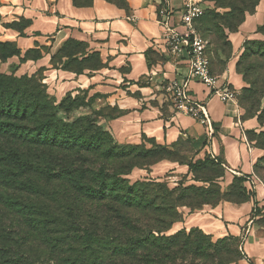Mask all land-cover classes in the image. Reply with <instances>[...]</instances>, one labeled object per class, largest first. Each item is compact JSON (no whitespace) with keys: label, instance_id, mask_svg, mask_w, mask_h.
<instances>
[{"label":"trees","instance_id":"trees-1","mask_svg":"<svg viewBox=\"0 0 264 264\" xmlns=\"http://www.w3.org/2000/svg\"><path fill=\"white\" fill-rule=\"evenodd\" d=\"M71 1L76 8H87L94 0ZM104 1L128 10L125 0ZM202 1L226 10L223 14L210 13L202 28L208 37L213 36L209 44L214 47L224 30L235 33L260 2ZM12 24L9 27L22 30L30 23L20 27ZM202 29L195 30L202 34ZM261 29L264 35V26ZM71 44L81 43L68 41L55 55L59 56L56 60L84 52L66 53ZM249 45L236 64L245 82L243 63L253 71L264 70V42ZM0 46L7 51L0 52L1 61L20 54L12 43ZM30 57L35 55L27 52L25 58ZM96 60L90 61V56L82 62L72 59L64 68L96 66ZM249 85L256 93L264 80L260 86L254 81ZM180 143L169 149L150 142L151 147H162L165 152H175ZM142 145H119L87 116L73 121L60 118L55 98L38 78L0 72V264H235L239 253L231 236L212 242L197 229L167 235L174 223L182 222L179 208L197 209L185 193L193 192L194 200H200L206 189L191 186L174 190L165 180L150 178L129 181L127 177L134 169L167 160L163 156L154 158L153 152ZM202 162L220 166L208 158ZM202 162L184 164L193 181L218 182L223 169L209 180L195 177L193 171ZM240 182L233 180L222 195L238 183L241 200H222L244 202Z\"/></svg>","mask_w":264,"mask_h":264},{"label":"crops","instance_id":"crops-1","mask_svg":"<svg viewBox=\"0 0 264 264\" xmlns=\"http://www.w3.org/2000/svg\"><path fill=\"white\" fill-rule=\"evenodd\" d=\"M125 1L127 11L104 0H94L87 8H76L71 0H0V43H12L20 52L19 56L0 60V72L35 76L56 100L66 93L82 95L88 103L86 113L113 110L117 116L101 117V123L118 144H141L147 139L172 149L188 140L194 151L192 162L208 158L222 167L223 174L217 180L221 193H227L233 180L240 179L246 196L242 203L220 200L210 207L207 212L220 219L208 225L207 234L240 238L245 258L253 264H264V238L251 230L245 233L243 228L250 224L254 203L264 206V184L254 173L261 151L246 140V122L241 120L237 105L220 101L202 84L189 83L190 95L209 113V134L190 117L176 115L168 101L166 83L183 78L186 58L171 52L161 22L168 17L170 27L182 33L184 0ZM201 6L204 8L203 3ZM19 18L30 24L22 30L9 27ZM261 26L264 0L253 15L245 17L238 32L228 35V41L235 50L237 42L258 36L256 29ZM68 41L83 44L84 52L53 62L52 57ZM27 52L35 57L25 58ZM91 54L97 57L96 66L82 65L79 71L64 68L66 62H82ZM228 63L227 70L214 77L218 85L239 86L234 60ZM166 164L162 172H175L174 164ZM160 166L151 172L152 176L158 174L152 177L156 181L163 174L158 173Z\"/></svg>","mask_w":264,"mask_h":264},{"label":"rangeland","instance_id":"rangeland-1","mask_svg":"<svg viewBox=\"0 0 264 264\" xmlns=\"http://www.w3.org/2000/svg\"><path fill=\"white\" fill-rule=\"evenodd\" d=\"M202 1V0H201ZM204 15L199 17L193 21V27L197 29L198 27L204 28V25L209 21V14L210 13H220L223 14L226 10L223 9H216L215 4L212 2L202 1ZM247 16V15H246ZM245 16V17H246ZM28 22L25 19L19 18L18 21L14 22L12 26L20 27L22 25H26ZM224 29V28H223ZM239 29V28H238ZM238 29L236 32H238ZM203 30V29H202ZM258 36H253L250 38H244L241 41L237 42V47H232L231 43L228 41V32L223 31L222 38L216 39L217 46H212L209 44V41L213 39V36L208 37L207 32L203 30L202 34L198 33L200 37L204 40L206 49L205 54L207 58H210V70L213 76H219L225 70H227L228 62L234 60V70L235 73L240 76L241 83L239 86H228L230 90L234 92V102L237 105L239 113L241 115V120L246 122L244 127L245 137L246 140L251 144L253 148H256L261 151V156L256 160V176L263 182L264 184V86L260 87L261 91L256 92L252 87L249 85L251 81H254L257 85L260 86L261 81L264 80L263 73L264 70H255L253 71L252 68L249 69L248 63H243L241 68L242 71L246 73L247 82L243 80V75L239 74L236 71V64L240 60V57L246 51V47H250L249 43L253 42H264V35H262L263 31L261 27H257L256 29ZM232 34V33H231ZM229 35V34H228ZM227 37V38H226ZM83 44H71L69 48L67 47L65 51L66 53H71L75 51H83L84 49ZM10 49V48H9ZM8 49V50H9ZM64 51V53H65ZM0 52H7L4 51L3 47L0 46ZM59 58V56H55L54 60ZM96 55H90V61L95 62ZM19 78V77H17ZM166 83V88H167ZM221 86L226 87V83L221 84ZM256 88V85H255ZM246 90L247 92H245ZM50 95V94H49ZM53 97L52 95H50ZM56 100V99H55ZM63 100V101H62ZM168 101L169 98H168ZM56 105L58 107V114L59 117L62 119H68L73 121L74 119L80 117H89L90 120L94 122L97 126H100L105 129L104 124L101 123V117L103 118H113L116 117V113L113 110H105L104 112H93V113H86V108L88 107V103L85 102V99L82 95H75L70 96L66 93L62 99L56 100ZM61 108V109H60ZM106 130V129H105ZM107 131V130H106ZM108 132V131H107ZM114 139V138H113ZM115 140V139H114ZM116 141V140H115ZM152 140L145 139L144 143L141 140L142 147L144 146L145 149H149L153 152L154 158L159 159L162 156L165 157L167 160L163 161L158 164H162L158 168V173L161 175L160 182L165 180L168 183L169 189H176V190H184L188 187H202L205 188V192L202 193L201 197L198 198L200 200H194V193L188 194L189 192L185 193V196L191 197L194 203L191 204L193 207H197L196 210H190L187 207H181L178 209L179 213L182 215V222L174 223L167 233V235L175 234L179 231L189 232L190 230H199L203 234L209 236L212 242H216L218 240H222L229 236L236 239L237 243V251L239 253V260L236 261L235 264H253L250 259H246L243 255L242 250V242L240 238L232 236L230 234H215L209 235L207 234L208 225L210 223H215L216 220L219 221L220 217L216 214L208 213L207 210L210 207L215 206L220 200L226 198L228 200L240 201L242 195V189L240 188L238 183H235L232 186V189L228 194L222 195L220 192V185L218 182L213 183H202V182H195L193 181V177L190 174L189 169L184 164L190 163L192 161L193 156V147L191 146L188 140H182L180 145L177 146L174 150L175 152H165L162 150V147L153 146L151 147ZM141 144H119V145H130V146H141ZM178 162V163H177ZM202 162V160H201ZM166 163L174 164L175 172H162L163 169H167L165 166ZM158 164L154 165L150 168H142V169H134L130 176L127 177L129 181L134 182L137 180L143 179H153L152 177H156L158 174L151 175L150 172H153V169H156ZM221 167L218 165H213L209 162H202L201 165L197 166V168L193 171L195 177L201 179H212L213 177L217 176L221 173ZM188 177H191L188 179ZM192 181L193 183H191ZM189 200V199H188ZM200 203H204V205H200ZM209 206V207H206ZM249 222L248 226H243L245 229V233L248 230L254 232L256 235L261 236L264 238V206H258V203H254L252 207V212L249 215ZM206 231V232H205Z\"/></svg>","mask_w":264,"mask_h":264},{"label":"built area","instance_id":"built-area-1","mask_svg":"<svg viewBox=\"0 0 264 264\" xmlns=\"http://www.w3.org/2000/svg\"><path fill=\"white\" fill-rule=\"evenodd\" d=\"M170 1L172 0H167V2ZM201 3V0H184V16L181 19L184 31L182 33H178L170 27L168 17H165L161 22L171 52L176 56L184 55L186 58L183 78L170 80L166 91L176 115L184 114L190 117L204 126L211 134L212 125L207 108L190 95L189 83L194 81L204 85L212 91V96L217 97L220 101L232 104L235 102L234 92L228 87L218 85L217 79L211 75L209 60L205 54V42L193 27V21L204 13Z\"/></svg>","mask_w":264,"mask_h":264}]
</instances>
